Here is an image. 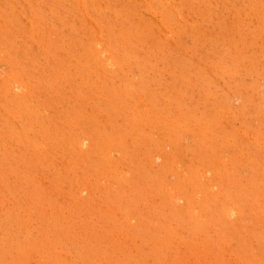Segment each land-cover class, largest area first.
I'll return each instance as SVG.
<instances>
[{
	"label": "rangeland",
	"instance_id": "rangeland-1",
	"mask_svg": "<svg viewBox=\"0 0 264 264\" xmlns=\"http://www.w3.org/2000/svg\"><path fill=\"white\" fill-rule=\"evenodd\" d=\"M0 264H264V0H0Z\"/></svg>",
	"mask_w": 264,
	"mask_h": 264
}]
</instances>
